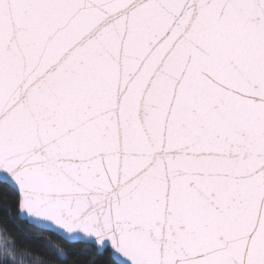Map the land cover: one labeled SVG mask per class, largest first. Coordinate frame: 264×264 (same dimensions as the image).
Returning a JSON list of instances; mask_svg holds the SVG:
<instances>
[{"label":"snow or ice","instance_id":"obj_1","mask_svg":"<svg viewBox=\"0 0 264 264\" xmlns=\"http://www.w3.org/2000/svg\"><path fill=\"white\" fill-rule=\"evenodd\" d=\"M0 264H264V0H0Z\"/></svg>","mask_w":264,"mask_h":264},{"label":"trees","instance_id":"obj_2","mask_svg":"<svg viewBox=\"0 0 264 264\" xmlns=\"http://www.w3.org/2000/svg\"><path fill=\"white\" fill-rule=\"evenodd\" d=\"M12 230L19 235L21 241L25 243L32 244L36 247H40L42 244L45 243L46 239H50L51 237H45L44 240L36 239L35 238V229L32 228L31 225L27 224L22 220H13L10 224Z\"/></svg>","mask_w":264,"mask_h":264}]
</instances>
